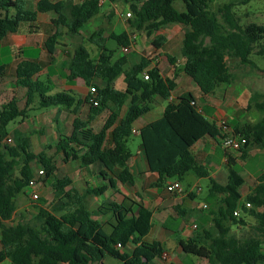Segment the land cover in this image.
I'll return each instance as SVG.
<instances>
[{"label":"trees","instance_id":"trees-1","mask_svg":"<svg viewBox=\"0 0 264 264\" xmlns=\"http://www.w3.org/2000/svg\"><path fill=\"white\" fill-rule=\"evenodd\" d=\"M35 1L30 8L25 0H0V41L16 33L25 23L35 30L39 13H53L54 32L44 42L47 53L52 55L61 36V27L68 33L78 34L98 15L101 7L99 0H83L70 6H63L56 0ZM252 1L258 0H235L213 12L209 8L213 0H144L140 5L131 6L128 21L134 31H143L147 36L168 24L184 26L182 55L185 60L181 71L202 95H212L220 85H230L234 81L228 60L254 67L250 56L255 47L256 54L264 60V24L250 23L242 27L234 11L235 7ZM176 2L182 4L183 11L174 7ZM101 37L102 31L92 33L88 41ZM109 38L118 47L130 44L124 31L112 33ZM160 42L163 38L156 36L152 46L158 49ZM97 47L101 52L93 58L79 45L67 63L68 74L64 77L67 83L80 78L86 87L95 89V95L88 93L83 101L66 91L51 95L49 84L34 79L41 70L37 63L24 61L16 67L15 85L25 89L24 107L19 108L15 99L0 105V263L8 260L11 264H102L109 257L119 264H151L164 253L159 241H144L152 228V211L128 198L120 203L102 202L97 211L109 216L103 224L92 218L87 199L100 197L108 190L117 191L116 184L133 185L134 175L127 167L131 157L127 142L133 124L151 110L154 98L169 99L176 87L177 74L172 79L164 78L157 65L152 66V61L146 57L124 69V57L112 61L114 50ZM144 72L147 80L143 78ZM120 73L123 74V90L113 85ZM5 74V66L0 65V78ZM35 97L38 109L61 107L76 114L81 105L88 106V120L75 117L71 133L58 134L56 142L46 145L45 150L54 149L62 156L63 163L78 162L81 168L100 164L103 170L97 177L103 183L87 187L80 194L71 186L69 178L54 180L46 154H34L27 138L19 132H14L13 145L4 144L9 134L7 126L26 116ZM109 104L114 109L110 110L100 130L94 132L90 121L108 110ZM251 105L264 114V94L252 95L247 108ZM125 106L127 109L120 117ZM231 131L241 145L238 150L241 159H245L248 149L254 145L264 150V117L256 123L237 124ZM138 136L148 171L158 174L153 187H160L168 180L181 182L189 173L208 177L207 169L191 149L206 136L219 146L225 138L222 129L199 109L190 92L180 96L176 103H167L161 118L139 129ZM224 152L231 167L227 182L219 184L209 178V194L223 196L216 212L210 214L215 233L203 228L188 240L180 241L179 247L183 253L204 259L208 264H264V253L257 241L241 242L230 234L232 226L245 225V216H234L240 211L256 220L255 231L264 237V185L259 183L253 196L247 198L249 201L240 204L244 179L233 169L236 165L233 157L225 149ZM36 160L44 162L43 182L55 191L60 205L53 212L41 211L28 223L9 228L5 222L16 210L15 198L32 179L30 164ZM16 167H20L18 176H14ZM263 181L264 168L258 182ZM117 244L122 249L128 246L132 249L122 251L116 248Z\"/></svg>","mask_w":264,"mask_h":264},{"label":"crops","instance_id":"crops-1","mask_svg":"<svg viewBox=\"0 0 264 264\" xmlns=\"http://www.w3.org/2000/svg\"><path fill=\"white\" fill-rule=\"evenodd\" d=\"M25 1L27 7L30 8L34 7L36 3L35 0H25ZM56 1L61 2L63 6H70L73 4H77L79 2V0H56ZM100 1H101L100 12L98 13L97 16L92 18L85 26L87 25L91 26V24H93V21L99 17L108 19L112 14V11L107 13L102 11L101 8H102V4L105 3L106 5V3L108 2L112 3L115 0H113L112 2L111 0H100ZM120 7L124 8V6L122 5ZM111 8L114 10V15L115 16L117 15V18L115 17L116 20L120 22L127 21L129 26L128 18L126 19L123 18L127 12L124 11V14H121V12H119L118 9L116 10L115 5L113 4H110V6L108 7L109 10H111ZM54 18L55 15L53 13H39L37 15V20H36L37 28L35 30L31 29L29 27V24L25 23L18 29L16 33L8 34L0 41V58L2 57L1 59H9V62H7V64L5 62L3 64H0L1 66H5L6 68L5 76L0 78V105L9 102L11 99H17L14 97L12 89L11 91H9V87H11L13 84V86L16 89L20 88V87H16L15 85V70L17 65L24 61L34 62L40 66L41 70L34 79L38 78L40 81L49 84L50 88L52 85H54V87L60 86L62 88L59 89V92L62 91L71 92L77 97V99L82 101L88 95L89 88L85 86L84 81L82 79L76 78L71 84H69L64 78L68 74L67 63L70 61L73 52L71 53L69 51L70 47L68 46L63 47L64 49H62V46L66 44L63 41L65 37L71 36L72 38H76L79 35L81 36L82 30L84 28L78 34L69 33L65 35L67 30L61 27L60 28L61 36L57 40V44L55 46V50L53 54L49 55L44 47V42L46 38L54 32L53 25L51 23V20ZM94 25L95 23L92 25V27ZM170 26H172V29H174L175 27H178L179 24H173ZM95 28L96 30L93 27V31L90 32V35L92 33H97L99 31H102L101 28H99L98 26H95ZM129 28L131 27L129 26ZM131 30L133 29L131 28ZM122 31L126 32L127 37L130 41L129 45L133 44L135 45V48H138V45L140 43L139 37L136 39L135 34L130 33L131 35H133V39H132L129 33L125 29ZM110 34L108 35L109 40H111L109 38ZM156 36H161L163 38V42L159 43V48L158 49L155 48L157 50L156 54L159 55L162 61L168 59V61L171 64V66L169 67L171 70V75L168 76L166 75L164 76L162 74L161 75L164 78L172 79L174 77V74H177V76L175 77L176 87L172 91L171 96L167 101H164L157 97L154 98L152 101L151 110L134 122L132 135L129 137L127 142V149H128L129 141L132 136L139 139L138 136L139 129L161 118L167 103H176L178 101V98L187 92L193 94L196 101V105L199 103V101L201 100L203 101L204 104L199 109L203 113H205L208 119L210 121H213L217 127L219 126L220 122H224L227 125V127L231 129L235 125L245 122L244 116L246 110L243 109L244 106H240L235 101L228 100L227 93L222 94L219 99V102L215 103L213 102L214 99L212 95L215 94L217 88L214 94L212 95H202L199 89L197 87H194L190 79L185 77L183 73L181 74L177 73V67L175 64L176 58L171 56V53L169 54V52H165L163 50L164 44L171 46L170 50H174L171 36L165 34L164 27L161 28L159 31L155 32L154 34H152L151 36H149V38L153 37L152 38L153 41ZM104 41H105L104 38L101 37V39L94 38L92 41L89 42L95 45L96 48H98L97 45H100L101 47L108 49L103 45ZM182 42H183V37L180 41V48H179V52L181 55H182ZM119 47L121 48V52H123L124 48H127L122 45ZM108 50L113 51L112 49H108ZM100 52L101 51L99 50V53ZM119 58L121 57H118L117 59ZM113 59H114V54L112 56V61L117 60V59L115 60ZM51 65H56L58 69H60V72L51 74L50 73ZM151 65L153 66L156 64L152 62ZM124 69H126L125 66ZM119 76H121L122 85L120 87H116V79ZM7 79H11V82L7 81ZM179 79L180 80L185 79L187 81L189 80L192 83L193 88L186 92H182L180 89ZM113 85L115 89L118 90L124 89L122 73H120L115 78ZM224 86L225 85H221L220 87L221 91L225 90ZM20 89L23 91L22 97L25 96V90L23 88ZM6 99H8L7 102H5ZM24 104H25V98H24ZM202 107H207V108L205 110V108ZM57 108H61V107H57ZM113 109L114 106L112 104H109L108 110L103 111L99 116L93 118L90 121L89 125L94 132L100 130L106 118L108 117L110 110ZM126 109L127 106H125L124 109L121 111L120 117L123 116ZM67 112L70 116L69 118L70 120L68 122L70 126L69 134L72 131V122L75 117H79L84 121L88 120L89 117L88 106L86 104L81 105L77 109L76 114L71 113L70 110H67ZM58 113L60 114L61 111H59ZM82 115L83 118H81ZM107 146H110V144L107 143ZM219 150L222 152V157L216 158V154ZM191 151L192 154L195 156V158L207 169L208 177L200 178V177H196L193 173H189L184 177L183 181L181 182H178L176 180H168L160 187H153L152 185L158 181V174L148 171L147 163L144 154L142 152L140 146V139H139V143L137 145L136 151L134 153L130 151L131 157L127 161V167L130 173L134 175L133 185L116 184L117 191L108 190L104 195L100 197L91 198L94 202H97V206H95L93 210H91L88 207L89 210L92 212V218L94 220L100 221L103 224H105L107 220H109V216H102L100 213H98L97 207L102 202L115 201L120 203L125 198H128L134 201L135 203L141 204L145 208L152 211V228L150 229L147 236L144 238V241L146 242L159 241L162 244L164 248V253L167 254L168 258L164 262H162L163 260L161 258L155 259L151 264H183L186 261L187 257L191 255H187L182 252V250L179 247V242L188 240L190 237H192L195 233L201 231V229L203 228L209 229L213 224L212 222L213 216L210 214L216 212L219 201L223 198V196L221 195H210L208 192V194L205 196V202H203L202 206H200L195 203L196 195L193 191V188L195 187L198 192L202 191L199 188L201 179H207L209 182V178H212L219 184H225L227 182L228 160L225 156L224 148L222 146H219L214 139L206 136L203 139L196 142V144L192 147ZM76 163L78 168V178L79 181L83 183V188L80 191L79 189H76L74 186L73 187L80 194L87 187H95L103 183L97 177V174L103 170V167L100 164H94L89 167L81 168L79 166V163L78 162ZM174 182H178L180 184V190L169 192L167 190V187ZM184 185L188 187V190L185 189ZM132 208L134 209L135 206H133ZM169 219L173 220L176 223L175 226L176 230L173 231L165 228V225ZM127 249L128 251H130L132 249V246H128ZM120 250L125 251L126 249L121 248ZM196 259H197L196 263L192 262L191 264H200L204 262V259H200V258H196ZM205 262L207 261L205 260Z\"/></svg>","mask_w":264,"mask_h":264},{"label":"rangeland","instance_id":"rangeland-1","mask_svg":"<svg viewBox=\"0 0 264 264\" xmlns=\"http://www.w3.org/2000/svg\"><path fill=\"white\" fill-rule=\"evenodd\" d=\"M144 0H115L111 1L112 3H105L102 4L101 10L104 12L112 11V14L108 19L99 17L93 21L94 29L96 30L95 26H98L103 31L102 37L104 38L103 45L108 49L115 50L114 59L118 57H124L126 60L125 68L132 66L134 63H137L141 57H146L150 59L154 64L158 65L160 72L162 75H171L170 70V62L168 59L161 60L159 55H157V50L153 48L151 41L153 37L147 36L143 31L137 32L131 30L129 28L127 21H117V15H114V10L108 9L110 4L115 5L116 10L118 9L121 14H124V11L131 12L132 5H140V3ZM235 0H213L210 4L209 8L213 12H217L224 4L234 2ZM124 6L120 7V6ZM174 7L178 11H183V6L181 3L176 2L174 3ZM234 11L236 13V17L238 18L239 24L244 27L250 23L255 24H264V0L252 1L245 6L235 7ZM116 17V18H115ZM126 19V17H123ZM131 19V17H130ZM85 26L82 30L81 36H77L76 38L65 37L64 42L66 43L63 47H70V52L72 53L73 50L78 45H83L90 53L93 58H96L99 50L96 48L95 45L91 44L88 41L90 36V32L93 31V27ZM173 24H168L164 26L165 34L171 36L174 50H170L171 46L164 44L163 50L165 52L171 53V56L176 58V67L177 73L181 74V66L184 63V57L180 54V41L183 37V32L185 27L179 25L172 29ZM126 30L130 37L133 39L132 33L135 34L136 39L139 37L140 43L138 48H135V45L131 44L127 47V52H121V48L116 46V43L113 40L108 39V35L110 33H120L122 30ZM66 31V30H65ZM131 33V34H130ZM69 33L66 32L65 35ZM135 40V39H134ZM99 43V42H98ZM70 44V45H69ZM126 47V46H124ZM166 48V49H165ZM257 47L254 48L252 55L250 56L251 61L254 63V67L250 65L241 64L238 60H228L227 65L230 72L234 75V81L230 85L224 86V91L220 90V87H217V90L213 97V102H219V99L222 94H228V100L235 101L240 106H244L243 109L245 111L244 121L256 123L264 114L259 112L255 109L254 105H251L247 108L248 100L254 94H264V60L256 54ZM2 58V57H1ZM0 64L4 62L7 64L9 59H1ZM162 61V63H161ZM60 72V69L56 65H51L50 73ZM185 77H187L185 75ZM190 79L189 77H187ZM180 80V79H179ZM7 81L11 82V79H7ZM193 83V82H192ZM188 80H180V89L182 92H186L191 90L196 85ZM122 85L121 76L116 79V87H120ZM62 87L60 86H51L50 94H55L59 92V89ZM13 91V95L15 100L19 102V108L24 107V96L22 97V90L16 89L13 84L9 87V91ZM25 90V89H24ZM10 96V94H9ZM6 99L5 102H7ZM37 97L34 98V103L31 104L26 112V116L24 118L18 119L7 126L8 136L4 140V144L11 146L14 144V132H19L23 137L27 138L29 141L30 149L34 154H38L40 152H44L46 154V158L49 161V171L52 173V177L54 180H60L64 177L69 178L72 181V186L76 189L83 188V183L79 181L78 178V168L76 162H69L64 164L61 160L62 156L55 152L54 149L45 150L46 145H53L56 140L58 134L68 135L69 134V114L67 110L63 108L51 107L47 109H38L37 108ZM203 101H199L197 104L199 108L203 105ZM206 108L207 107H202ZM61 111L59 114L58 112ZM68 116V117H66ZM55 117V119H54ZM83 118V115L81 116ZM230 136V133L228 134ZM139 143V139L136 137H131L128 149L134 153L136 151L137 145ZM228 153L233 157L235 160V166L233 169L239 172L240 176L244 179V184L240 189L242 200L240 204H245L249 200L247 198L253 196L254 190L259 183V175L262 173L264 168V150L256 147L255 145L250 147L247 151V155L245 159L240 158V153L238 151H231L228 150ZM222 152L219 150L216 154V158H221ZM225 166V165H224ZM32 179L30 181L35 182V186L32 188H28V186L23 190L22 193L18 194L15 198V206L16 210L13 213L12 217L5 222L6 226L9 228H15L18 224L28 223L31 219L36 216L41 211H49L53 212L54 208H57L60 205V202L55 197V191L48 185H46L43 180L45 178L46 169L44 162L40 160H36L30 164ZM231 169L228 163V170ZM20 167H16L14 171V176L19 175ZM199 184V188L202 190L198 192L197 189L194 187L193 191L196 195L195 203L202 206L203 202H205V196L208 194L210 189V184L207 179H201ZM192 186V185H190ZM185 189L188 190V187L184 185ZM64 190H61L63 193ZM36 194L37 198H33L32 195ZM60 194V193H59ZM43 200L44 202L42 203ZM87 206L93 210L95 206H97V202H94L91 198L87 199ZM245 216V217H244ZM244 217L245 225H236L232 226L230 230V234L236 237L239 241L244 242L248 241L249 239H253L257 241L260 245L264 253V237L260 235L257 231H255L256 220L249 216L243 215L240 212L239 216L236 218ZM176 223L169 219L165 225V228L168 230H176L175 229ZM215 233V228L212 226L209 228ZM200 232V231H199ZM148 240V239H147ZM125 251H128L126 249ZM197 259L188 256L186 261L183 264H191L192 262L196 263ZM203 261V260H202ZM164 262V261H162ZM207 264V262H202ZM200 263V264H202ZM0 264H11L8 260L0 263ZM102 264H119L117 261L106 258L103 260Z\"/></svg>","mask_w":264,"mask_h":264},{"label":"built area","instance_id":"built-area-1","mask_svg":"<svg viewBox=\"0 0 264 264\" xmlns=\"http://www.w3.org/2000/svg\"><path fill=\"white\" fill-rule=\"evenodd\" d=\"M82 1L83 0H79V2H82ZM99 4H101V1L100 0H99ZM125 17L126 18H130V12H127L125 14ZM127 51H128L127 48H124L123 49V52H127ZM143 78L145 80L148 79V76L146 75L145 72L143 73ZM89 93L94 96L95 95V89L94 88H89ZM90 101H92V99H90ZM92 103H93V105H96V102L92 101ZM218 127H220L222 129V133H223V135H225V138L222 140V147L226 151H228V150L238 151L240 149V146L241 145L239 144L238 140L232 136L231 129L228 128L227 125L224 122H220ZM229 133H230V136H228ZM34 186H35V182L34 181H29L28 188H32ZM167 190L169 192L179 191L180 190V184L178 182L171 183L167 187ZM32 196H33V198H37V195L36 194H34ZM246 207H250V205L249 204H246ZM239 215H240V211L234 213V216H239ZM116 248L117 249H121L122 247L119 244H117L116 245ZM160 258L163 261H165V260H167L168 256H167V254L163 253Z\"/></svg>","mask_w":264,"mask_h":264}]
</instances>
